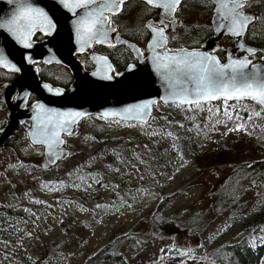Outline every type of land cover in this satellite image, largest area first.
<instances>
[{
    "label": "rangeland",
    "instance_id": "374dc122",
    "mask_svg": "<svg viewBox=\"0 0 264 264\" xmlns=\"http://www.w3.org/2000/svg\"><path fill=\"white\" fill-rule=\"evenodd\" d=\"M205 19L203 15L202 21ZM262 30L260 40L264 45V26ZM182 42L190 41L183 37ZM155 108L161 112L159 119L172 115L174 126L177 119L192 114L173 104L157 103ZM4 119L5 110L0 105V122ZM237 123L243 128L229 131ZM247 123L227 119L212 131L208 146L250 138L253 123ZM146 131L147 126L141 128L140 122L87 116L65 138L71 155L42 169L43 149L29 141L25 124H21L0 151V203L25 214L29 222L0 226V264H83L104 244L128 232H135L143 242L132 254L126 246L123 248L126 264H217L210 254L214 247L253 236L252 230L232 224L231 215L261 197L264 172L242 185L235 203L218 204V185L235 164L208 165L196 171L191 160L183 159L187 163L180 167L183 161L177 158L167 161L164 168H152L139 157L138 147L145 149ZM119 143L127 146L142 168L131 163L120 165L115 173L104 171L101 175L111 154L120 150ZM256 153L236 160L264 159V151ZM143 158L148 159L146 154ZM90 173L99 183L87 182L92 185L87 190L84 182H77L79 188L65 182ZM121 186L134 187L136 210H118L100 221H92L89 215H93L98 199L112 197ZM163 198L166 200L160 212L165 220L159 226L152 221V215ZM81 206L87 211H82ZM261 229L264 224L256 233L264 234Z\"/></svg>",
    "mask_w": 264,
    "mask_h": 264
},
{
    "label": "snow or ice",
    "instance_id": "6c2138e0",
    "mask_svg": "<svg viewBox=\"0 0 264 264\" xmlns=\"http://www.w3.org/2000/svg\"><path fill=\"white\" fill-rule=\"evenodd\" d=\"M57 2L61 8L72 14L70 23L76 52H84L85 49H90L93 45H104L109 49H116L117 45H120L124 51L130 50L129 54L134 57L135 61H150L151 71L164 89V95L159 97L161 101L171 102L181 110L186 108L188 112H193V110H203L204 106L211 101L223 100L225 104L223 115L228 120H232L233 113L230 112L227 101L241 102L250 99L259 106L260 110H254L249 114L248 119L251 120L253 116L259 117L264 114V63H253V59L250 57H255L257 49L246 46L242 42L249 25L262 20V17L246 11L257 0H192L191 4L188 3V0H57ZM9 3H14L15 7L9 16L0 18V29L9 32L18 44L25 49L32 48L34 42L32 37L36 32L45 38H55L58 22L43 7L35 6L28 0H9ZM129 5L132 7L138 5L140 11L136 15L133 25H120L121 31H118L115 18L118 14H122ZM189 7L210 11L209 23L206 25L185 24L180 12L181 9ZM154 13L155 15H153ZM178 29L181 31L178 32ZM206 30L231 36L236 42V47L242 50L245 55L233 56L228 53L222 62L214 54L216 48L209 52L202 50V45L198 47L184 45L169 47L170 42L179 41L185 33L196 31L199 34ZM122 32L135 39L136 43L128 39H121ZM141 41L146 45L147 56L143 55L141 48L137 46ZM47 51L52 54L53 48L49 47ZM260 51L259 61L264 62V49ZM90 58L94 63V70L90 73L91 77L109 82L122 77L123 87H135L132 78L137 75L139 70L137 63L125 61V72L127 73L125 74L117 71L106 55L93 54ZM23 60L29 65L37 63L30 55H25ZM51 60H55L57 64L61 63L55 55H51V59L44 58L45 63H50ZM0 68L7 69L12 73L21 71L3 52H0ZM36 70L39 71V69ZM92 86L93 83L87 80L81 85L85 90ZM43 88L57 96H61L65 91L63 88L52 87L49 84H44ZM24 96L27 97L28 93L25 92ZM11 98L17 99L15 96ZM156 102L155 99H145L138 103L127 104L119 109H105L98 115L102 119L112 117L115 120L119 117L122 121L141 122V128L151 127L147 121L151 106ZM31 107L33 124L28 135L32 144L44 145L45 153L50 160L58 153L61 156L71 155L61 147L65 144L61 134L72 135V126L81 117L88 116L89 113L73 108L62 110L48 107L38 101H34ZM208 111L211 113L212 108L209 107ZM216 113H220L219 108L216 109ZM235 115L238 116L239 113L236 112ZM189 118L191 117H186V119ZM219 122L217 120V123ZM21 123L24 122L21 121ZM128 126L135 125L128 124ZM180 127L183 128V124ZM242 128L243 125L237 123L235 129H229V131ZM145 134L160 135L157 132H146ZM165 134L168 137L173 136L172 132ZM172 149L177 151L175 143L172 145ZM113 154L117 156L118 160L120 159L118 153L113 152ZM177 156L183 161L180 165L183 167L187 161L183 160L179 151H177ZM115 170L119 171V169ZM70 175L72 174L70 173ZM80 179L85 184V190L91 188L92 185L87 183L83 177ZM168 179H172V177L169 176ZM92 183H99V181L93 178ZM71 186L79 188L80 184L74 183ZM36 202L41 203V201ZM96 207L99 208L101 205L98 204ZM127 207L131 208L132 205L128 204ZM81 210L87 211L82 206ZM26 235L31 236V233H26ZM256 241V236L249 240L253 248L256 247ZM259 243L264 244V237H259Z\"/></svg>",
    "mask_w": 264,
    "mask_h": 264
},
{
    "label": "trees",
    "instance_id": "16d2710c",
    "mask_svg": "<svg viewBox=\"0 0 264 264\" xmlns=\"http://www.w3.org/2000/svg\"><path fill=\"white\" fill-rule=\"evenodd\" d=\"M203 32L206 34L209 31ZM227 40L228 37L223 38L224 43ZM191 43H194V41ZM216 54L222 59L224 57V47L220 46ZM253 59H259V55ZM227 106H229L230 112L233 113V118L242 122L247 121L248 126L253 123L249 132L250 138L241 139L237 143L227 141L224 145L213 148L208 146L207 142L211 137L212 131L216 129L217 125L223 124L227 120V117L223 115L225 107L223 100L209 102L204 106L203 110H193L192 114L186 115V117L191 118L177 119L178 123L175 126L172 124L174 119L172 115L166 114V117L159 119L158 116L161 112L154 107L151 118L147 123L151 127H147L146 132H157L160 135L145 136L146 139L143 143L144 146L147 145V148L138 147L140 161L145 160L152 164V168H164L163 166L167 161L179 158L177 156V151H179L183 159L193 162V167L196 171L208 165L235 164L218 185L219 197L217 200L218 204L235 203V199H238L237 193L242 185L255 174L264 172V159L262 157L242 161L236 160L239 157L252 156L257 154L256 152L264 151V114L259 117L253 116L249 120V114L254 110L259 111L260 109L247 99L241 102L227 101ZM209 107L212 108L211 113L208 111ZM217 108L220 109V113H216ZM236 112L239 113L238 116L235 115ZM217 120L220 122L217 123ZM181 124H183V128L180 127ZM166 132H172L173 136L168 137L165 134ZM174 143L177 151L172 149ZM119 147L120 150L118 152L115 151V153L119 154L120 159L118 160L116 155L111 154L110 159L100 171L101 175H104V171L115 173V169H118L120 165L129 166L131 163H135L139 168H142L141 162L135 161L134 156L126 145L119 143ZM143 154H146L148 159L143 158ZM249 165L250 167H248ZM81 177L87 182H92V179L95 178L92 173L88 175L82 174ZM81 177H70L65 182L67 186L77 182L83 183L80 179ZM165 200L166 198H163L153 210L152 221L159 226L165 220L160 212ZM98 204L101 207L97 208L96 205ZM128 204H131L132 207H127ZM136 207L137 199L134 187L121 186L112 197L99 198L95 204L93 215H89V217L92 221H100L106 215L115 211L124 209L136 210ZM21 220L29 222V217L16 209L0 203V226ZM231 223L240 225L244 229L252 230L253 236L257 237L256 247L253 248L250 245L249 240L251 237H243L236 242H224L210 251L213 260L217 264H264V244L259 243V237H264V234H257L259 228L264 224V187L258 200L253 201L246 209H237L231 215ZM142 242L143 239L138 237L135 232L118 235L100 247L94 254L86 257L83 264H126L123 248L126 246L127 251L132 254L139 249ZM164 249L165 247H162V251Z\"/></svg>",
    "mask_w": 264,
    "mask_h": 264
},
{
    "label": "water",
    "instance_id": "95a60500",
    "mask_svg": "<svg viewBox=\"0 0 264 264\" xmlns=\"http://www.w3.org/2000/svg\"><path fill=\"white\" fill-rule=\"evenodd\" d=\"M28 2L34 4L35 6L43 7L45 11L49 13V15L53 16L58 22V31L54 39L49 37L45 41L33 42L32 48L25 49L22 45L15 41L9 32L5 31L4 29H0V52H3L12 63L16 64V66L21 69L20 72H16L18 76L15 80L3 83V90L0 95V99L5 103L6 121L0 128V149L2 148L5 141L9 138L10 134L16 130L19 124H21V121H29V126L26 127V134L29 141L31 142V138L28 133L31 130V125L33 124V110L31 107L32 103L24 108L29 94H34L36 97L35 101L43 103L48 107L59 108L62 110L73 108L87 112L89 115L97 116H99L98 114L102 113L105 109H119L127 104L138 103L141 100L150 98L155 99L157 102L166 104V102L159 99L161 95H164V89L155 74L152 73L150 61L146 62L141 60L136 62L139 70L137 75L132 78V82L135 85L133 88L123 87L122 77L116 78L110 82L91 77L90 73L94 70L93 61L91 60L93 63V68L90 70H85L79 60L73 57V54L76 53V45L74 43V37L72 36L70 23L72 14L61 8L57 0H28ZM14 7L15 4L9 3V0H0V18H6L9 16ZM226 35L227 34H217L214 32L212 37L206 39L203 42L202 50L211 52L213 48H217V43L223 36ZM242 42H244L243 38ZM231 43L233 44V47L227 48L224 60L226 59L228 53L236 56L234 54L235 51H242L236 47V42L232 37ZM245 45L250 46L246 43ZM49 47L53 48L52 54H49L47 51ZM87 50L88 49H85V51ZM88 52L90 57L93 54L102 55L95 52ZM25 55H30L34 60H42L43 62L45 57H49L51 59V55H55V57L61 61V64L69 68L72 75V82L67 88H63L52 85L48 82L39 81L35 66L33 64L29 65L23 60ZM147 55L148 52L145 56ZM224 60L221 61L223 62ZM51 62H55V60H51ZM253 63L264 62L258 60L253 61ZM125 70L126 66L119 72L127 74ZM86 80L91 81L93 86L85 90L81 87V85ZM44 84H49L52 87L63 88L65 91L61 96H57L44 89ZM14 92H16L17 99L11 103L10 100ZM25 92L28 93L27 97L24 96ZM152 108L153 105L151 106L150 115ZM82 118L84 117H81L77 123ZM106 119L113 118L108 117ZM115 119L120 120L119 117ZM74 125L72 126V129ZM63 135L67 134H61V138L64 140ZM41 146L43 148V155L40 162V167L42 169H47L51 165L55 164V162L62 156L58 153L56 157H53L50 160L49 156L45 153L44 145ZM61 147L64 148L65 152L69 153V150L64 147V145Z\"/></svg>",
    "mask_w": 264,
    "mask_h": 264
},
{
    "label": "flooded vegetation",
    "instance_id": "af4514ba",
    "mask_svg": "<svg viewBox=\"0 0 264 264\" xmlns=\"http://www.w3.org/2000/svg\"><path fill=\"white\" fill-rule=\"evenodd\" d=\"M188 3H192V0H188ZM140 9L139 6L132 7L129 5L128 8H126L122 14H118L116 19V23L118 26V31H121L120 25L124 26H131L135 22V17L139 13ZM246 11H250L251 13L262 17V20L260 22H253L249 25L245 36L243 37L244 42L247 45L253 46L257 49V53L255 57H258V55L261 54V49L264 48V45L262 44L261 39V33L263 32V26H264V0H257L256 3L253 4V6L250 9H246ZM155 15V13L153 14ZM180 15L182 19L184 20L185 24H195L200 23L202 25H206L209 23L211 19V12L208 10H204L201 8H183L181 9ZM203 15H206V19L202 21ZM259 28V29H258ZM181 31L178 29V32ZM214 32L209 31L208 33L204 34L203 31L197 32L191 31L189 33H185L181 36L179 41L177 42H170L169 47H178L181 45L187 46V47H198L203 44V42L212 37ZM183 37H188L189 41L188 43L182 42ZM226 36H223L222 39L219 41L218 46L216 48V51L219 49L220 46L224 47V58L226 54L227 47H233V44L231 43V36H227V44L224 46L223 38ZM122 39H128L131 40L133 43H136V40L133 39L131 36H129L127 33H123L121 35ZM34 42H41L45 41L48 38L42 37L39 32H36L32 37ZM192 41H195L194 43H191ZM226 43V42H225ZM138 47L141 48V52L143 55L147 54L146 45L141 41L137 44ZM95 52L98 54L106 55L109 57L110 61L113 63V67L116 68L117 71L122 70L126 63L128 62H137L135 61L134 57L130 56L129 51H124L123 48L120 45H117L116 49H109L104 45H93L92 48L88 49L84 52H76L73 54V57L77 58L79 62L82 63L83 67L86 70H90L93 68V63L90 59L89 52ZM216 54V52H215ZM234 54L236 56H243L245 53L243 51H235ZM217 55V54H216ZM123 57V59H121ZM250 59H253V57H250ZM258 59H253V61H256ZM37 63L33 64L36 69H39L37 71L38 80L42 82H48L52 85L60 86L63 88H67L70 83L72 82V75L69 70V68L63 64H57L56 62L51 63H45L42 60H36ZM17 73L9 72L8 70H5L3 68H0V95L2 93L3 89V83L9 82L12 80H15L17 78ZM17 92V91H16ZM16 92L13 93L12 97H16ZM36 100V97L34 94H29V96L26 99L25 106L26 108L28 105L33 103ZM10 102H14V100L11 98ZM0 105L3 106L4 110H6L5 103L0 99ZM6 120V119H5ZM28 120L24 121V123L21 124H27ZM3 123V120L0 122ZM20 124V125H21Z\"/></svg>",
    "mask_w": 264,
    "mask_h": 264
}]
</instances>
